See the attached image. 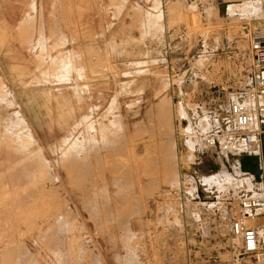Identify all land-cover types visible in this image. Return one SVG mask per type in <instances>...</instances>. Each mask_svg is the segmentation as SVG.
Instances as JSON below:
<instances>
[{
    "label": "rangeland",
    "instance_id": "obj_1",
    "mask_svg": "<svg viewBox=\"0 0 264 264\" xmlns=\"http://www.w3.org/2000/svg\"><path fill=\"white\" fill-rule=\"evenodd\" d=\"M60 1L0 0V63L12 74L0 69V264H256L238 257L236 243L228 253L225 224L193 222L209 224L203 216L217 202L239 190L259 195L263 186L232 173L223 159L231 178H219L221 189L203 181L196 160L179 162L182 176L175 182L161 145L167 149L179 127L173 135L178 152L182 136L193 137L202 152L210 114L253 84L251 43L264 41V17L222 20L218 5L226 0ZM75 14L86 16L83 30L104 33L107 64L96 85L74 67L83 55L65 53V42L57 40V25L71 32ZM16 79L48 93L42 96L49 116L51 101L64 113L65 124L56 119L63 134L54 143L37 142L15 94ZM163 97L176 107L165 123L157 116ZM72 101L80 118L70 127ZM257 170L249 171L259 179L262 167Z\"/></svg>",
    "mask_w": 264,
    "mask_h": 264
},
{
    "label": "built area",
    "instance_id": "obj_2",
    "mask_svg": "<svg viewBox=\"0 0 264 264\" xmlns=\"http://www.w3.org/2000/svg\"><path fill=\"white\" fill-rule=\"evenodd\" d=\"M251 51L255 66L253 84L237 91L233 96H227L218 105L216 114H210L213 115L212 121L199 145L200 150L202 147H205V150H213L214 156L223 159L232 173L234 171L241 173L244 163L257 151L261 157V150L264 147V127L259 126L264 114V41L254 38ZM214 206L209 215L203 216L205 219L211 218L209 224V220L193 223L197 227L214 225L217 228L221 222L224 223L227 225L225 233L230 242L228 253L233 250L230 238H240V244L234 245L238 257L253 259L255 263L263 260L264 239L261 225H253L251 222L258 219L264 222V193L253 196L252 192L239 190L235 198L225 200L224 203L217 202ZM206 209L210 210L209 206ZM223 214L228 217L226 220L222 219Z\"/></svg>",
    "mask_w": 264,
    "mask_h": 264
},
{
    "label": "crops",
    "instance_id": "obj_3",
    "mask_svg": "<svg viewBox=\"0 0 264 264\" xmlns=\"http://www.w3.org/2000/svg\"><path fill=\"white\" fill-rule=\"evenodd\" d=\"M82 2H85L83 3L85 5L87 1L80 0L81 5ZM67 16L69 17V14H67ZM83 16L86 17L85 15L82 14L74 15V21L76 25H74L75 29L72 30L71 32L65 31L62 25H57V28L59 29L57 40L65 42V46H64L65 53H69L71 55L72 54L83 55L82 59L80 60L81 61L80 66L77 65L78 61L76 58H74L73 64H76L74 65V67L76 71L83 70L84 74L87 76V79L89 78L92 81L91 83L96 85L98 83H96L94 79H97V75L100 73V71L103 68H105V65L107 64V60L104 58V53L107 52V50H105L104 41L100 40V38H103L102 34L104 33L97 30L96 31L83 30L82 27ZM72 37L75 39V42L70 41ZM106 43L109 45L107 41ZM111 46L114 48V44H112ZM112 51H114V49ZM117 52L118 50L116 51V53ZM93 53L95 56L94 55L88 56L89 54H93ZM0 64H1L0 66L1 70H3L7 74L12 75L10 71L11 70L10 65L8 66L2 61ZM71 76H72L71 79L75 80L77 78L76 72H74ZM16 82H18L17 79ZM78 85L85 86L88 84L87 82L85 83L79 82ZM19 86L20 85L18 82L17 88L15 89V94L17 95V98L19 99V102L21 104V109L23 111L22 114L23 118L27 121L35 138L37 139L38 142L42 143L43 145L54 143L63 134L62 132L59 131L57 122L56 123L53 122L52 125L50 123V118L52 116L55 119V121L56 118L59 117L57 103L53 101L49 103L50 105H48V108L50 109L52 108L51 116H49L48 109H46V107L44 106L45 99L41 95L44 91L42 89L39 90H29L27 88L23 89V87L21 86L19 87ZM78 111H79V107L77 103L75 101H72L71 105L68 107V114L70 113V116H68L67 126L70 125V127H73L75 122L77 123L78 119L80 118V115L76 113ZM262 125L264 126V123ZM260 159H261L260 163L263 174L260 175L259 179L256 178V175L250 174L248 179L249 180L252 179L250 185H255L254 183H257L256 185L263 186L261 189V194H262L264 193V147H262ZM258 264H260V262Z\"/></svg>",
    "mask_w": 264,
    "mask_h": 264
},
{
    "label": "bare ground",
    "instance_id": "obj_4",
    "mask_svg": "<svg viewBox=\"0 0 264 264\" xmlns=\"http://www.w3.org/2000/svg\"><path fill=\"white\" fill-rule=\"evenodd\" d=\"M62 1V0H61ZM60 1V2H61ZM163 1V0H162ZM246 1V0H245ZM244 0H226L224 2H221L219 5H218V16L220 19L222 20H235V19H238L240 18V15H247V14H251L252 16L253 15H256V17H264V5L260 4V3H251V1L245 3ZM62 4V3H61ZM169 4V3H168ZM29 6V5H28ZM64 6V5H63ZM187 6V5H186ZM57 7V6H56ZM61 7V6H60ZM63 8V7H62ZM63 10V9H62ZM137 10V9H136ZM196 10V9H195ZM213 10V9H212ZM55 11V10H54ZM138 11V10H137ZM208 11L210 12L211 10L208 9ZM144 12V11H142ZM182 12V11H181ZM180 12V13H181ZM184 12V11H183ZM190 12V11H189ZM66 13V12H65ZM199 13V12H198ZM196 13V14H198ZM193 15V13H191ZM208 14V13H207ZM133 16V15H132ZM44 17V16H43ZM200 17V16H199ZM251 17V16H250ZM196 18V17H195ZM62 19V18H61ZM200 19V18H199ZM198 19V21H199ZM201 21V20H200ZM148 22V21H147ZM155 22V21H154ZM169 22V21H168ZM223 22V21H222ZM199 24V22H198ZM59 25V24H58ZM200 25V24H199ZM198 25V26H199ZM17 26V25H16ZM231 26V25H230ZM132 27H135V26H132ZM139 28V27H138ZM137 28V29H138ZM167 28V27H166ZM140 29V28H139ZM201 29V28H200ZM222 29V28H221ZM151 32V31H150ZM157 32V30H156ZM154 33V32H153ZM168 33V32H167ZM157 34V33H156ZM166 34V33H165ZM150 37V36H149ZM129 42V41H128ZM144 43V42H143ZM241 45V44H240ZM245 47V45H244ZM252 52V51H251ZM127 53V52H126ZM253 55V54H252ZM122 56V55H121ZM139 56V55H138ZM59 57V56H58ZM71 57V56H70ZM141 57V56H140ZM254 58V57H253ZM71 59V58H70ZM137 59V58H136ZM18 63V62H17ZM64 63V61H63ZM220 63V62H219ZM56 67V65H55ZM53 67V68H55ZM67 66L64 65V68H66ZM131 67V66H130ZM147 67V66H146ZM11 68V66H10ZM138 68V67H137ZM50 70V69H49ZM52 70V69H51ZM50 70V71H51ZM15 71V70H14ZM20 71V70H19ZM70 71V70H69ZM73 71V70H72ZM4 74V73H3ZM20 74V73H19ZM28 74V73H27ZM78 78V77H77ZM13 80V79H12ZM20 80V79H18ZM34 80V79H33ZM98 80V79H97ZM182 80L183 78H180V83H182ZM23 81V80H22ZM80 81V80H79ZM179 81V80H178ZM165 82V81H164ZM32 83V82H31ZM37 83V82H36ZM35 83V84H36ZM24 84V81L23 83ZM29 84V83H28ZM34 84V85H35ZM88 84V83H87ZM69 86V85H68ZM162 86V85H161ZM169 86H171L169 84ZM168 86V87H169ZM167 87V86H166ZM24 89V88H23ZM76 89V88H75ZM77 90V89H76ZM161 92V91H160ZM11 93V92H10ZM23 93V92H22ZM78 93V92H77ZM158 93V92H157ZM44 97H46L44 94H48L46 91L42 93ZM41 94V95H42ZM161 94V93H160ZM65 95V94H64ZM159 95V94H157ZM40 96V95H39ZM12 97V96H11ZM166 97V96H165ZM161 98L159 101H158V109H157V116L160 118V119H163V123L169 121V120H172L174 117H175V105L172 104V98H170L171 100H169L168 98ZM172 97V96H171ZM47 98V97H46ZM1 99V98H0ZM48 99H49V96H48ZM66 99V98H65ZM8 103V102H7ZM50 103V102H49ZM70 103V102H69ZM91 103V102H90ZM65 105V104H64ZM48 106V104H47ZM60 106V110L63 108V105H59ZM11 107V106H10ZM63 110V109H62ZM79 112V111H78ZM63 114L64 113H61L59 114V118H56L59 120V122L61 123H64V120L66 119H63ZM66 114V113H65ZM80 114V113H79ZM68 114H66V117H67ZM51 116V115H50ZM70 116V115H69ZM65 118V117H64ZM53 116L50 118V123H53ZM68 119V118H67ZM55 120V119H54ZM57 121V120H56ZM55 121V122H56ZM116 123V122H115ZM163 123H160V126L162 127L163 126ZM264 123V114L262 115L260 121H259V126L261 127H264L262 124ZM102 124V123H101ZM112 124V123H110ZM122 124V123H121ZM6 126V125H5ZM113 127V126H112ZM52 128V127H51ZM50 128V129H51ZM106 128H109V127H106ZM182 128V127H181ZM100 129V127H99ZM184 129V128H183ZM182 129V130H183ZM106 130V129H105ZM186 130V129H185ZM85 131V130H84ZM110 131V130H109ZM116 131V130H115ZM177 131H180L179 127H174L172 129V132H171V145L168 146L167 149H165L166 147L163 146V144L161 145V148L164 149V152H162V158H163V161L164 163L169 164V170L172 169V173H173V177L174 178L173 180L176 182V179L177 177L180 179V177L182 176V174L180 173V170H179V162H184L185 164L187 163H190L192 161H195L198 162L200 164V174L202 176L205 177V179H203V181L207 184V180L208 181H213V183H215L217 185L218 188H222L221 185L219 184V178L220 177H224L225 179H229L231 178L227 171L223 165H224V162L223 160H221V158H216L214 155V151L213 150H205L204 148L205 147H202V155L201 153H199V155L197 154V144H196V141L194 140L193 137H185L183 139V136L184 134H181L182 138L181 140L183 141V148L181 150V152L179 153L177 148H178V140L176 138V136H173L175 135V133ZM187 132V131H186ZM31 133V132H30ZM185 133V132H184ZM18 134V133H17ZM108 134V133H107ZM187 134V133H186ZM34 135V134H33ZM32 135V136H33ZM112 135V134H111ZM113 136V135H112ZM111 137V136H110ZM107 138V137H106ZM23 139V138H22ZM32 139V138H31ZM108 139V138H107ZM111 139V138H110ZM10 140V139H9ZM24 140V139H23ZM27 140V139H26ZM30 140V139H29ZM4 141V140H3ZM22 141V140H21ZM33 141V140H32ZM36 141V140H35ZM100 141V140H99ZM14 142V141H13ZM25 142V141H24ZM38 142V141H37ZM108 142V141H107ZM112 142V141H111ZM115 142V141H114ZM7 143V142H6ZM113 143V142H112ZM116 143V142H115ZM10 144V143H9ZM18 144V143H17ZM24 145V144H23ZM7 146V145H6ZM32 146V145H31ZM26 147V146H25ZM111 147V146H110ZM95 148L96 145H95ZM43 149V148H42ZM100 149V148H99ZM205 151V152H204ZM84 153V152H83ZM44 156V155H43ZM71 156V155H70ZM155 156H158V155H155ZM154 156V157H155ZM68 157V156H67ZM75 157V156H74ZM86 157V156H85ZM91 157V156H90ZM38 159V158H37ZM70 159V158H69ZM41 160V158L39 159ZM260 152L257 151V153H255L254 155H252L251 157V160L248 162V163H245L244 166H243V171L241 173L243 174H248L250 175V172L249 170H254L256 171V169L258 168L259 170H257V172H260V166H261V163H260ZM43 161V160H42ZM212 161V162H210ZM36 162V161H35ZM151 162V161H150ZM149 162V163H150ZM45 163V162H44ZM69 163V162H68ZM158 163V162H156ZM20 164V163H19ZM220 165H222V167H220ZM40 166V165H39ZM202 166H205L207 169L204 170L202 168ZM218 166V167H217ZM227 167V166H226ZM167 168V169H168ZM72 169V167H71ZM39 171V170H38ZM42 171V170H41ZM167 171V170H166ZM43 172V171H42ZM50 172V171H49ZM163 172V171H162ZM40 173V171H39ZM47 173V172H46ZM238 173V172H237ZM240 173V172H239ZM254 173V172H252ZM42 174V173H41ZM45 174V173H44ZM49 174V173H48ZM47 174V175H48ZM167 174V173H166ZM230 174V173H229ZM236 174V173H235ZM35 175V174H34ZM239 175V174H238ZM43 176V175H42ZM51 176V175H50ZM168 176V175H167ZM185 177V176H183ZM186 178V177H185ZM202 178V177H200ZM37 179V178H36ZM170 179V178H169ZM234 179V178H233ZM188 180V179H186ZM230 180V179H229ZM115 181V180H114ZM117 181V180H116ZM226 181V180H225ZM32 182V181H31ZM36 182V181H35ZM186 182V181H185ZM182 183V182H181ZM225 183V182H224ZM45 185V184H44ZM186 185V184H185ZM235 185V184H234ZM39 186V184H38ZM182 186V185H181ZM208 185H206L205 187L207 188ZM32 187V186H31ZM41 187V186H40ZM188 186H186L187 188ZM204 187V186H203ZM59 188V187H58ZM151 188V187H150ZM154 188V187H153ZM175 188V187H174ZM205 188V189H206ZM53 189V188H52ZM157 189V188H156ZM189 189V188H187ZM227 189V188H226ZM147 190V189H146ZM150 190V189H149ZM152 190V189H151ZM204 190V189H203ZM208 190V189H206ZM106 192V191H105ZM146 192V191H145ZM258 192V191H257ZM38 193V192H37ZM149 193V192H147ZM260 193V192H258ZM151 195V194H150ZM253 196H257L258 194L257 193H253L252 194ZM47 196V195H46ZM216 196V195H215ZM218 197V196H217ZM55 204V203H54ZM168 204V203H167ZM212 204V203H211ZM199 207V206H198ZM44 208V207H43ZM224 215V214H223ZM228 217H226V215H224V217L222 218L223 220H226ZM260 221V222H259ZM222 223V222H221ZM253 225H261V234L263 236V239H264V222L261 220V219H258L256 221H252L251 222ZM224 224V223H222ZM221 231L223 232L224 230H227V227L225 225H223V227L221 226L220 227ZM220 231V230H219ZM224 233V232H223ZM231 242H232V245L233 244H240V238H233L231 237ZM51 243V242H50ZM30 247V246H29ZM53 248V247H52ZM58 248V247H57ZM51 250V249H50ZM58 253V252H57Z\"/></svg>",
    "mask_w": 264,
    "mask_h": 264
},
{
    "label": "water",
    "instance_id": "obj_5",
    "mask_svg": "<svg viewBox=\"0 0 264 264\" xmlns=\"http://www.w3.org/2000/svg\"><path fill=\"white\" fill-rule=\"evenodd\" d=\"M250 160H251V158L249 159V161H250ZM249 161H248V162H249ZM248 162H246V163H248ZM244 164H245V163H244Z\"/></svg>",
    "mask_w": 264,
    "mask_h": 264
}]
</instances>
